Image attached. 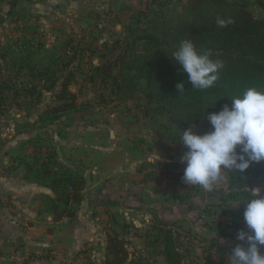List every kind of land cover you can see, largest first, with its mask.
I'll return each instance as SVG.
<instances>
[{
    "label": "rangeland",
    "instance_id": "obj_1",
    "mask_svg": "<svg viewBox=\"0 0 264 264\" xmlns=\"http://www.w3.org/2000/svg\"><path fill=\"white\" fill-rule=\"evenodd\" d=\"M225 1L231 10L245 5L254 18H264V0ZM193 2L0 0V178L23 173L53 189L56 199L44 201L42 207L57 220L92 205L84 189L95 181L98 165L102 170L120 162L103 167L102 159L117 158L118 151L122 157H140L138 166L126 165L130 177L146 171L170 183L177 174L182 176L183 162L170 164L159 150L151 152L148 162L144 142L133 145L131 138L143 130L154 141L168 139L183 145L182 131L193 128L203 134L211 125L206 119L176 124L169 105L150 97L145 80L131 81L135 73L128 70L127 62L155 52L148 38H160L156 26L188 19ZM116 134L123 141L112 147ZM233 170L225 171L212 190L199 187V195L184 205L196 209L187 225L164 215L161 207L143 220L116 213L104 222L100 219L105 225L99 237L71 258L50 250L28 251L13 240L9 248L0 244V264H18L17 252L25 257L24 264H104L109 237L125 241L132 258L143 264H166L163 254L174 247L181 254L180 264H230L232 249L237 244L247 247L236 239L238 231H248L243 219L247 202L238 201L250 197L248 188H259L264 195V173L243 186L232 184ZM66 176L84 180L81 201L66 204V196L52 186ZM231 202L238 203L229 207ZM1 211L10 223L18 215L15 198L8 191H0ZM260 250L264 253V246Z\"/></svg>",
    "mask_w": 264,
    "mask_h": 264
},
{
    "label": "trees",
    "instance_id": "obj_2",
    "mask_svg": "<svg viewBox=\"0 0 264 264\" xmlns=\"http://www.w3.org/2000/svg\"><path fill=\"white\" fill-rule=\"evenodd\" d=\"M205 5H209V9ZM238 7L231 10L232 6L225 0H194L188 19L176 24L163 21L156 26L155 32L160 33V38H148L155 52L131 57L127 62L128 70L135 73L131 81L145 80L150 97L169 105L176 124L189 123L193 119L207 120L209 113L218 112L225 105L231 106L230 99L247 88L264 91V18H254L245 10V5ZM218 19L230 22L220 27ZM185 39L192 40L198 51L210 50L211 58L223 63L214 87L205 90L192 88L188 75L172 60V53ZM179 83L184 85L182 91L176 87ZM67 87L65 85L63 89ZM260 173H264V162H253L242 174L233 170L230 179L232 184L249 186L253 176ZM52 186L62 197L66 196V204L71 200L81 201L82 178L77 180L66 176L54 180ZM171 243L168 241L166 245ZM126 244L109 237L104 264H143L132 258L134 255ZM163 256L166 264H180L181 254L175 247L172 250L166 248Z\"/></svg>",
    "mask_w": 264,
    "mask_h": 264
},
{
    "label": "crops",
    "instance_id": "obj_3",
    "mask_svg": "<svg viewBox=\"0 0 264 264\" xmlns=\"http://www.w3.org/2000/svg\"><path fill=\"white\" fill-rule=\"evenodd\" d=\"M134 134L136 138H131L132 144L136 145L139 142V146L144 142L143 149L149 154V157L144 158L148 162L152 160L151 152L157 150L160 151L161 157L168 159L170 164L182 162L179 154L183 148L185 150L183 145L168 139L154 141L143 130L140 134ZM122 141V138L116 134L110 145L115 147ZM104 144L105 139L102 141V145ZM134 149L138 150L136 146ZM138 153L140 154L139 150ZM117 154L119 155L117 158H103V167L112 164V161L120 162L102 170L99 167L101 165H98L93 172L95 181H90L84 189L83 194L87 200L92 201V205L85 204L80 211L74 209L73 216L69 218L62 217L56 220L46 213V210H43L44 201L56 199L53 189L43 186L35 178L32 180L23 173L20 176H17L19 175L17 173H7L1 176L0 191L13 194L18 215L10 223L2 211L0 212V244L9 248L11 242L16 240L19 247L26 248L28 251L40 253L50 250L60 257L71 258L99 237V231H102L105 225L99 220L104 222L116 213H119L122 218L131 216L134 220L135 217L137 220H143L156 208L161 207L165 211L164 215L173 216V221L183 225L189 224V217L196 209L187 208L184 205L199 195V186L185 184L182 179L183 175L178 174L175 181H170L175 186L167 181H160L162 176H159L160 178L150 176L146 171L139 174L132 173L134 175L130 177L128 176L129 168L126 165L132 163L138 166L141 164L140 157L138 155L122 157L120 151ZM123 161H125L124 164ZM142 161V164L146 163L145 159ZM119 205L125 206V209L118 207ZM192 226L196 227L198 224ZM39 264L57 263L44 261Z\"/></svg>",
    "mask_w": 264,
    "mask_h": 264
},
{
    "label": "clouds",
    "instance_id": "obj_4",
    "mask_svg": "<svg viewBox=\"0 0 264 264\" xmlns=\"http://www.w3.org/2000/svg\"><path fill=\"white\" fill-rule=\"evenodd\" d=\"M229 22L217 20L220 27ZM212 55L210 50L198 51L192 40L185 39L172 53V60L188 75L192 88L205 90L214 87L223 67ZM176 87L182 91L184 85L179 83ZM230 100L231 106L225 105L207 115L210 131H182L180 143L186 148L182 157L185 184L212 190L225 171L234 169L242 174L253 162H264V91L250 87ZM247 191L250 197L238 202H247L243 219L248 231L242 229L236 236L247 247L237 244L232 249L230 264H264L260 250L264 246V195L259 188ZM238 202H231L229 207Z\"/></svg>",
    "mask_w": 264,
    "mask_h": 264
},
{
    "label": "built area",
    "instance_id": "obj_5",
    "mask_svg": "<svg viewBox=\"0 0 264 264\" xmlns=\"http://www.w3.org/2000/svg\"><path fill=\"white\" fill-rule=\"evenodd\" d=\"M16 259L18 260V264H24V259L25 257L20 253L17 252V254L15 255ZM31 257V256H30ZM29 258V257H28Z\"/></svg>",
    "mask_w": 264,
    "mask_h": 264
}]
</instances>
